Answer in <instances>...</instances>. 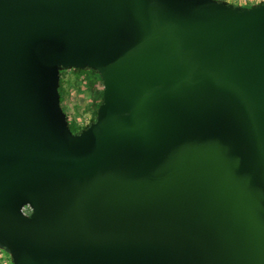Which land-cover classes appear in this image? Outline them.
Returning a JSON list of instances; mask_svg holds the SVG:
<instances>
[{"label": "water", "instance_id": "obj_1", "mask_svg": "<svg viewBox=\"0 0 264 264\" xmlns=\"http://www.w3.org/2000/svg\"><path fill=\"white\" fill-rule=\"evenodd\" d=\"M95 73L77 132L60 73ZM11 264H264V2L0 0Z\"/></svg>", "mask_w": 264, "mask_h": 264}, {"label": "rangeland", "instance_id": "obj_2", "mask_svg": "<svg viewBox=\"0 0 264 264\" xmlns=\"http://www.w3.org/2000/svg\"><path fill=\"white\" fill-rule=\"evenodd\" d=\"M235 5H249L262 3L264 0H226ZM61 85L63 92L62 108L69 118L73 129L85 127L92 119L91 94L101 89V84L86 75H77L74 72L63 71ZM0 264H11L7 254L0 250Z\"/></svg>", "mask_w": 264, "mask_h": 264}, {"label": "trees", "instance_id": "obj_3", "mask_svg": "<svg viewBox=\"0 0 264 264\" xmlns=\"http://www.w3.org/2000/svg\"><path fill=\"white\" fill-rule=\"evenodd\" d=\"M222 1H226V0H222ZM263 3V2H262ZM72 72H74L75 74L77 75H86V77L89 79V78H92L96 81H98L100 84H101V81L99 79V77L91 72V71H85V70H79V69H76V70H71ZM64 72H61L60 73V82H59V89H58V92H59V95H60V105L62 104V101H63V92H62V83H61V76ZM101 98H102V84H101V89H98V90H95L92 92L91 94V108L93 110L92 112V119L91 121L94 119V116H95V113H96V110L101 102ZM62 107V106H61ZM63 109V108H62ZM64 111V110H63ZM90 121V122H91ZM88 125H86L85 127H87ZM85 127H79V128H75L73 129L72 126L70 125V130L72 132H77L79 131L80 129L82 128H85Z\"/></svg>", "mask_w": 264, "mask_h": 264}]
</instances>
